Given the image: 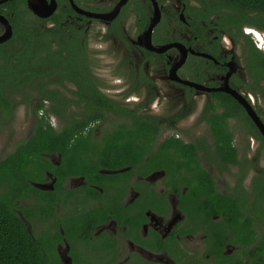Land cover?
Here are the masks:
<instances>
[{"label": "flooded vegetation", "instance_id": "obj_1", "mask_svg": "<svg viewBox=\"0 0 264 264\" xmlns=\"http://www.w3.org/2000/svg\"><path fill=\"white\" fill-rule=\"evenodd\" d=\"M220 6L0 0L1 159L76 131L13 200L57 264H264V29Z\"/></svg>", "mask_w": 264, "mask_h": 264}, {"label": "trees", "instance_id": "obj_2", "mask_svg": "<svg viewBox=\"0 0 264 264\" xmlns=\"http://www.w3.org/2000/svg\"><path fill=\"white\" fill-rule=\"evenodd\" d=\"M219 1L220 7L230 10V14L225 17L226 23L230 20L231 24H234L244 18L264 29V0ZM251 13L254 14L250 15ZM251 55V64L258 71L261 70V75L264 76V53L257 50L252 51ZM60 133H69L70 136H59ZM75 133V130L66 129L59 133L40 130L35 140L26 141L0 160V264H57L53 250L46 240L33 237L26 229L15 211L13 200L27 190L36 189L26 182L19 183L26 175L25 167L36 157H40V152L46 151L48 146L59 142L68 143Z\"/></svg>", "mask_w": 264, "mask_h": 264}, {"label": "rangeland", "instance_id": "obj_3", "mask_svg": "<svg viewBox=\"0 0 264 264\" xmlns=\"http://www.w3.org/2000/svg\"><path fill=\"white\" fill-rule=\"evenodd\" d=\"M261 37L264 39V34H261ZM264 41V40H263ZM102 69H106V68H104V66L102 67ZM3 147V143H1V141H0V151H1V148ZM2 155L3 154H0V159L2 158Z\"/></svg>", "mask_w": 264, "mask_h": 264}, {"label": "water", "instance_id": "obj_4", "mask_svg": "<svg viewBox=\"0 0 264 264\" xmlns=\"http://www.w3.org/2000/svg\"><path fill=\"white\" fill-rule=\"evenodd\" d=\"M152 25V24H151ZM150 28H151V26H150ZM149 28V29H150ZM149 29H148V31L147 32H149ZM228 91L230 92V93H234V91H232L231 89H228ZM263 133H264V131H263Z\"/></svg>", "mask_w": 264, "mask_h": 264}]
</instances>
